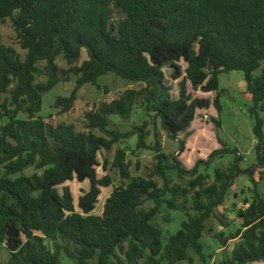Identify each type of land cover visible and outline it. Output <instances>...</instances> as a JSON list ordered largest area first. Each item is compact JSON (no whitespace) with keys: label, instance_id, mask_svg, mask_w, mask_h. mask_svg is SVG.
<instances>
[{"label":"trees","instance_id":"1","mask_svg":"<svg viewBox=\"0 0 264 264\" xmlns=\"http://www.w3.org/2000/svg\"><path fill=\"white\" fill-rule=\"evenodd\" d=\"M116 12L122 14L117 21ZM8 19L25 54L20 58L0 35V118L5 120L0 126V246L9 253L0 264H65L62 254L72 264L92 259L95 264H193L190 251L205 264L200 241L205 232L224 248L240 239L222 264L264 262V195L255 177L256 169L260 174L264 169V0H0V23ZM59 57L67 70L58 65ZM232 71L243 72L252 103L253 165L243 168L240 150L221 141L190 169L177 156L170 161L158 139L152 147L147 144L152 121L183 150L198 112L211 105L218 116L212 120L221 128L219 75ZM68 72L75 74V85L54 102L63 115L75 108L84 85L101 88L102 75L113 73L134 86L91 104L80 125L41 116L44 94ZM176 80L177 93L171 82ZM189 83L193 91L216 92L215 98L194 96ZM139 101L148 121L125 132L110 128L112 115L129 120ZM134 135L136 149L155 152L147 177L131 176L119 146ZM113 149L112 164L128 182L112 190L97 215L101 188L112 184L108 175L98 176V156ZM225 154L233 161L215 168L212 176L207 172L212 161ZM28 166L42 173L23 174ZM169 170L181 180L189 177L186 187L172 184ZM241 174L250 178L253 194L236 209L240 227L229 234L213 232L207 228L212 218L227 226L226 215L217 212ZM73 179L89 181L77 206L65 185ZM146 201L153 207L144 209ZM163 204L186 212L165 243L153 224Z\"/></svg>","mask_w":264,"mask_h":264},{"label":"rangeland","instance_id":"2","mask_svg":"<svg viewBox=\"0 0 264 264\" xmlns=\"http://www.w3.org/2000/svg\"><path fill=\"white\" fill-rule=\"evenodd\" d=\"M122 17L120 12H116L115 20ZM0 35L2 42L9 47H12L20 58L24 57L25 51L21 49L17 34L12 26L10 19L3 23H0ZM85 57V53L82 58ZM57 63L60 68L67 70L70 66L65 59L59 57ZM180 65L184 69L186 64L181 61ZM42 66V64H41ZM261 68L258 69L255 74H259ZM167 77H169V69L165 68ZM44 80L45 77H41ZM76 76L73 72H68L66 75L61 76L59 83L49 92L43 96L42 111L40 115L43 117L53 116L56 121H64L67 123H76L80 125L83 119L84 112L93 103H100L104 99H108L113 96H117L128 87H133L134 83L130 80L123 79L113 73L102 75L98 78V83L101 88L93 86L91 84L84 85L78 93V103L75 108L63 115L59 112V109L54 108V102L58 96L70 95L74 85ZM220 80V103L222 105V113L220 116L221 128L217 129L212 118H217V111L213 105L206 110H200L191 124V134L185 139V146L183 150L180 149L179 141L172 140L167 137L165 132L160 128L159 124H154L152 121L148 125L147 129L151 132L147 138V144L150 147L153 146L155 139L160 142L161 152L167 155L172 160V156H177L182 164L190 169L194 166L195 162L199 159H206L208 155L214 149L221 147L220 141L230 148L237 147L241 154L244 155V161L242 167L246 168L255 163V145L256 137L253 133L254 118L250 113L251 100L250 95L246 90V82L242 71H232L229 73H222L219 75ZM173 86V92L177 93L176 81H171ZM136 85V84H135ZM107 88L109 92L105 91ZM190 92L197 97L207 98L213 100L216 96V92H202L200 90L193 91L190 83L188 84ZM264 117V114H262ZM144 121H148V117L145 114L140 101L134 108V112L129 120H122L119 116H111L110 128L118 130L120 132L129 131L134 125H141ZM5 120L0 118V126ZM264 131V127H263ZM98 134H100L98 132ZM182 137V136H181ZM137 136L134 135L128 139L122 140L119 146L125 149L126 159L130 163L131 176L147 177L150 168L154 162L155 152L152 149H136ZM115 146L114 148H116ZM115 155V149L107 153L101 151L99 153V161L101 166L97 168L98 176L103 177L108 175L112 184L107 187L101 188V194L98 202L93 211L94 214L100 215L103 210V205L107 197L111 194L112 190L120 185H124L128 182L121 177L119 171L113 166V159ZM233 155L225 154L217 156L207 170L212 176L215 168L225 169L233 161ZM201 172H204V168H200ZM34 173L41 174L42 169H38L35 166H28L23 170V174L30 176ZM168 176L172 184H180L186 187L189 177L183 180L177 177L176 170H169ZM255 177L258 179V189L264 195V169L260 174V170H255ZM158 179L157 177H155ZM160 184L162 183L159 180ZM70 187L72 192L74 203L77 206L79 197L84 191L89 188V181L79 182L77 179L68 181L65 183ZM252 182L246 175H239L230 188L229 195L226 202L218 209L219 213L226 215L227 226H222L216 218H212L207 223V228H212L213 232H224L229 234L234 232L240 227V220L236 216V209L243 206L244 200L249 199L252 196ZM61 189V187H59ZM170 195H166L169 197ZM190 205V200L187 203V207ZM153 207L152 201H146L143 205L144 209H150ZM191 213L193 211L190 210ZM186 218V212L184 210H172L167 208L165 204L162 205L160 213L153 219V224L160 228L163 232L162 240L167 242L170 235L174 234L179 228L181 221ZM201 243L204 246V253L206 255L205 264H222L230 254L237 241L230 240L228 246L224 248L221 243L215 239L212 234L205 232L201 238ZM190 255L193 257V264H203L202 259L196 255L193 251H190ZM9 253L4 246H0V262H4L8 259ZM62 261L65 264H72L73 261L67 258L64 254L61 255ZM96 260L92 259L88 261V264H95ZM162 264H166L163 262ZM177 264H188L183 261ZM244 264H264L263 261L248 262Z\"/></svg>","mask_w":264,"mask_h":264},{"label":"crops","instance_id":"3","mask_svg":"<svg viewBox=\"0 0 264 264\" xmlns=\"http://www.w3.org/2000/svg\"><path fill=\"white\" fill-rule=\"evenodd\" d=\"M233 240H234V241H237V242H239V241H240V239H238V238H237V239H233ZM228 243H229V242H228Z\"/></svg>","mask_w":264,"mask_h":264}]
</instances>
